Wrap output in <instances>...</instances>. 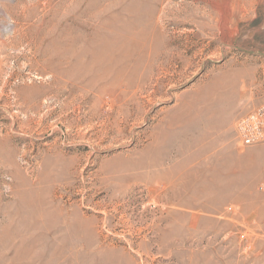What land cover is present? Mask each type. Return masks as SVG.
<instances>
[{
    "label": "rangeland",
    "instance_id": "374dc122",
    "mask_svg": "<svg viewBox=\"0 0 264 264\" xmlns=\"http://www.w3.org/2000/svg\"><path fill=\"white\" fill-rule=\"evenodd\" d=\"M262 103L264 0H0V264H264Z\"/></svg>",
    "mask_w": 264,
    "mask_h": 264
},
{
    "label": "built area",
    "instance_id": "2783aa9c",
    "mask_svg": "<svg viewBox=\"0 0 264 264\" xmlns=\"http://www.w3.org/2000/svg\"><path fill=\"white\" fill-rule=\"evenodd\" d=\"M234 131L243 146L264 143V103L239 116Z\"/></svg>",
    "mask_w": 264,
    "mask_h": 264
},
{
    "label": "crops",
    "instance_id": "0c3cea01",
    "mask_svg": "<svg viewBox=\"0 0 264 264\" xmlns=\"http://www.w3.org/2000/svg\"><path fill=\"white\" fill-rule=\"evenodd\" d=\"M249 151H250L249 152V159L250 160L252 159L254 152H257V151H261V155L263 153L262 157L264 159V149L250 148ZM257 178H259L260 181L264 182V166H263L262 170H260V172H258Z\"/></svg>",
    "mask_w": 264,
    "mask_h": 264
},
{
    "label": "bare ground",
    "instance_id": "6f19581e",
    "mask_svg": "<svg viewBox=\"0 0 264 264\" xmlns=\"http://www.w3.org/2000/svg\"><path fill=\"white\" fill-rule=\"evenodd\" d=\"M203 98H201V100H202ZM204 99H205V97H204Z\"/></svg>",
    "mask_w": 264,
    "mask_h": 264
}]
</instances>
